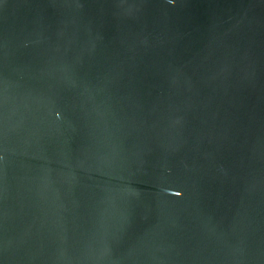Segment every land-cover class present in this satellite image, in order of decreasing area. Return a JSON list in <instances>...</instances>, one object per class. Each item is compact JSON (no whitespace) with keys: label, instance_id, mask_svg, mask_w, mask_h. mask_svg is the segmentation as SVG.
I'll return each mask as SVG.
<instances>
[{"label":"water","instance_id":"obj_1","mask_svg":"<svg viewBox=\"0 0 264 264\" xmlns=\"http://www.w3.org/2000/svg\"><path fill=\"white\" fill-rule=\"evenodd\" d=\"M0 264H264V0H0Z\"/></svg>","mask_w":264,"mask_h":264}]
</instances>
